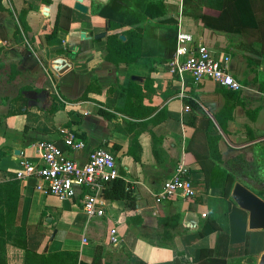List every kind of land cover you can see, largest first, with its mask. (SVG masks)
<instances>
[{
    "label": "crops",
    "instance_id": "obj_1",
    "mask_svg": "<svg viewBox=\"0 0 264 264\" xmlns=\"http://www.w3.org/2000/svg\"><path fill=\"white\" fill-rule=\"evenodd\" d=\"M109 1L84 0L83 12L76 0H2L0 182L16 179L23 159L43 166L38 143L49 140L80 163L96 148L111 150L129 195L107 198L109 184L98 195L105 213L90 217L83 209L85 191L62 199L38 190L41 180L35 176L18 179L16 224L26 228L28 247L76 252L79 264H200L203 249L227 264L258 263L264 229L250 228L249 212L232 192L240 182L264 199L263 44L207 27L199 15L219 11L197 0H188L186 10L185 0H141L138 6L133 0L132 25L117 31L126 39L125 30L139 28L143 40L133 62L116 65L105 57L111 20L93 10ZM181 10L195 45L230 57L229 71L241 90L190 75L181 79L167 69ZM20 14L28 30L16 33ZM58 20L60 30L53 35ZM102 32L105 37L95 38ZM63 127L74 130L85 147L65 145ZM206 136H220L221 156L202 155L218 164L208 187L196 154L208 153ZM181 163L196 196L157 203L154 193ZM7 261L25 264L24 249L8 244Z\"/></svg>",
    "mask_w": 264,
    "mask_h": 264
},
{
    "label": "built area",
    "instance_id": "obj_2",
    "mask_svg": "<svg viewBox=\"0 0 264 264\" xmlns=\"http://www.w3.org/2000/svg\"><path fill=\"white\" fill-rule=\"evenodd\" d=\"M183 10L177 22L176 50L167 62V69L183 79L190 75L194 81L211 79L233 90H241L242 83L229 71L230 57L216 56L207 46L195 45L194 36L184 27ZM65 145L73 150L83 149L85 142L79 139L74 130L63 127L59 130ZM38 149L44 161L43 166L23 159L15 178L25 180L37 177L41 180L37 189L62 199H73L79 192L85 191L83 209L90 217L103 215L105 208L98 199L99 192L120 178L115 155L105 147L93 150L85 163L66 155L54 141L43 140ZM197 190L189 169L181 163L175 172L167 178L161 188L153 195L157 203H162L176 196L192 198Z\"/></svg>",
    "mask_w": 264,
    "mask_h": 264
},
{
    "label": "trees",
    "instance_id": "obj_3",
    "mask_svg": "<svg viewBox=\"0 0 264 264\" xmlns=\"http://www.w3.org/2000/svg\"><path fill=\"white\" fill-rule=\"evenodd\" d=\"M132 1L110 0L109 3L104 5L95 4L93 9L95 13L111 20L110 31L112 33L107 38V53L105 57L106 60L116 65L120 62H133L137 56L135 48L140 47L143 40L142 31L139 28L125 30L126 39H123L121 37L122 33L117 31V29L132 25L133 20L130 19V11L133 9ZM47 2L49 0H45V3ZM197 2V5L201 4L202 7L206 6L219 11V15L217 16H208L203 12L199 15V18L202 19L207 27L249 36L263 44L264 52V0H197ZM133 3L137 6L141 5V0H135ZM188 4V0H185V10ZM0 8H4V6L2 7V0H0ZM23 13L26 14V12ZM19 18L22 28L17 26L16 33H20L22 29L26 32L28 25L24 19V15H21ZM59 22L58 20L52 33L53 35H57L60 30ZM0 33L2 36L4 35L1 24ZM206 138L209 144L207 147L208 153L197 152L196 154L197 158L200 159L202 169L207 174L206 185L208 187L210 186L212 173L218 164L213 160H209V162L204 161L202 155H205L206 158L209 156L211 159L215 157L219 160H221V156H219L218 146H216L220 136H206ZM188 147L192 151V146ZM1 157L2 154L0 153V160ZM232 186L233 181L226 188V194L230 192ZM20 194L21 185L18 179L0 182V264H8V244L24 249L25 264H79V254L76 252L39 253L28 247L26 228L16 224ZM105 196L110 199H127L129 195L126 190V183L122 179L115 180L111 187L105 191ZM200 264H227V261L214 258L213 250L203 249Z\"/></svg>",
    "mask_w": 264,
    "mask_h": 264
},
{
    "label": "water",
    "instance_id": "obj_4",
    "mask_svg": "<svg viewBox=\"0 0 264 264\" xmlns=\"http://www.w3.org/2000/svg\"><path fill=\"white\" fill-rule=\"evenodd\" d=\"M84 0H76L75 8L87 12L88 7L83 3ZM107 32L97 34L95 38L105 37ZM84 34L82 35V37ZM41 99L44 98L42 95ZM41 103V102H39ZM233 199L238 205L249 212V226L252 229H264V199L255 194L240 182L235 184L232 192ZM257 264H264V253L261 255Z\"/></svg>",
    "mask_w": 264,
    "mask_h": 264
},
{
    "label": "rangeland",
    "instance_id": "obj_5",
    "mask_svg": "<svg viewBox=\"0 0 264 264\" xmlns=\"http://www.w3.org/2000/svg\"><path fill=\"white\" fill-rule=\"evenodd\" d=\"M238 176L240 177L241 175H238ZM253 176H254V175H253ZM254 179H255V180H253V181H256V182H257V181L259 180V177H257V176L255 175V176H254ZM256 182H253V183L256 184ZM254 186H255V187H258V188L260 187V185L258 186L257 184L254 185ZM254 264H257V261H256V263H254Z\"/></svg>",
    "mask_w": 264,
    "mask_h": 264
}]
</instances>
